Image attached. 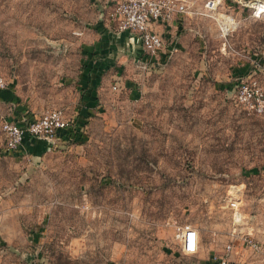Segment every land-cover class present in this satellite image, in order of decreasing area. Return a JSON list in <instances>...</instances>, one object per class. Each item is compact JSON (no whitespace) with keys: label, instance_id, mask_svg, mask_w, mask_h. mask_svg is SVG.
<instances>
[{"label":"rangeland","instance_id":"1","mask_svg":"<svg viewBox=\"0 0 264 264\" xmlns=\"http://www.w3.org/2000/svg\"><path fill=\"white\" fill-rule=\"evenodd\" d=\"M114 1L0 0V264H211L229 243L234 264H264V116L236 98L242 79L264 84V15L252 0H188V43L149 70L98 68L108 88L82 115L98 66L84 47L122 32ZM198 11L240 22L224 35ZM53 107L71 121L66 139L6 149L2 121ZM187 224L195 254L178 238Z\"/></svg>","mask_w":264,"mask_h":264},{"label":"built area","instance_id":"2","mask_svg":"<svg viewBox=\"0 0 264 264\" xmlns=\"http://www.w3.org/2000/svg\"><path fill=\"white\" fill-rule=\"evenodd\" d=\"M208 8L215 9L217 1L208 0L205 4ZM247 6L252 7V15L262 17L264 15V2L252 0ZM188 0H115L111 11V17L119 31H131L137 33L144 47L145 56L139 60L142 70H149L153 65L159 64L163 59L161 53L165 45L164 36L159 33L154 24L162 21L174 20L180 14H186L189 8ZM192 12V11H191ZM216 18L217 23L224 35L236 29L239 20L234 15L216 16L208 11H198ZM6 84L0 76V88ZM236 98L249 113L264 116V84L256 78L242 79L236 90ZM71 126L70 119L61 107H53L41 116L30 118L26 121H14L5 119L2 121L1 130L5 137L6 149L16 151L29 137H45L56 141L64 129ZM228 204L238 210V201L231 198ZM1 212V208H0ZM182 251L185 254H195L201 246V238L198 229L192 225H185L178 234ZM245 245L251 250H261L260 243L255 240L251 233L242 237ZM234 245L229 243L225 253L214 257L211 264H234L231 253Z\"/></svg>","mask_w":264,"mask_h":264},{"label":"crops","instance_id":"3","mask_svg":"<svg viewBox=\"0 0 264 264\" xmlns=\"http://www.w3.org/2000/svg\"><path fill=\"white\" fill-rule=\"evenodd\" d=\"M114 3V2H113ZM113 9V8H112ZM112 11V10H111ZM187 14V13H186ZM181 15V14H180ZM181 16H176L174 20L171 21H162L159 23L154 24V28L161 33L165 38V45L162 49L161 53L163 54V59L168 57V54L172 52L174 49L179 48L181 46L180 43H188L185 40L186 35L191 33L190 31H194L188 24H184L181 20ZM112 19V17H111ZM179 19V20H178ZM113 20V19H112ZM115 23V22H114ZM103 25V22L100 23ZM107 24V23H106ZM185 32V33H183ZM190 43V42H189ZM91 49L93 48L95 59L98 58V66H95L94 69L89 72L90 75L87 77V82L85 89L82 94L81 103L78 104L77 111L82 115L87 112L90 113L95 108H97V102L101 101V92L108 88L106 84L107 75L109 72H105V74L100 77V85L96 86L98 80L95 78V73L99 72V69L109 68L110 64H113L116 67L118 64L117 69L118 71L114 76L116 78L121 76V73H124L125 68L130 69H137L142 71L141 67L138 65L139 60L144 57V47L141 43L139 37L134 35V32L131 31H123V32H115L110 28L99 29V36L96 37V41L93 44H89L87 47L85 46L84 49ZM104 71V70H103ZM109 71V70H108ZM114 73L115 71L112 70ZM123 75V74H122ZM97 81V82H96ZM138 82L133 81L130 86H137ZM116 85H114V88ZM99 98V100H98ZM82 116L78 117L80 120ZM30 119V118H29ZM68 129H64L60 136L58 137L59 141L66 139L68 136ZM38 139V137H29L25 143L22 144L21 147H32L36 148L34 141Z\"/></svg>","mask_w":264,"mask_h":264},{"label":"water","instance_id":"4","mask_svg":"<svg viewBox=\"0 0 264 264\" xmlns=\"http://www.w3.org/2000/svg\"><path fill=\"white\" fill-rule=\"evenodd\" d=\"M47 139V141H49V142H52L53 140L52 139H50V138H46Z\"/></svg>","mask_w":264,"mask_h":264},{"label":"trees","instance_id":"5","mask_svg":"<svg viewBox=\"0 0 264 264\" xmlns=\"http://www.w3.org/2000/svg\"><path fill=\"white\" fill-rule=\"evenodd\" d=\"M26 141H27V139H26ZM26 141H25V142H26Z\"/></svg>","mask_w":264,"mask_h":264}]
</instances>
